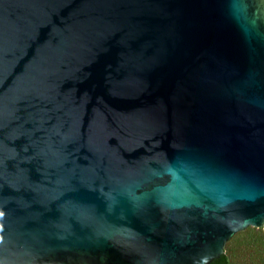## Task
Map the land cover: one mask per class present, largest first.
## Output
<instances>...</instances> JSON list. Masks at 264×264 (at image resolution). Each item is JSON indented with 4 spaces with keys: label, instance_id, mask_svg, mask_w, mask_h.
I'll return each mask as SVG.
<instances>
[{
    "label": "water",
    "instance_id": "95a60500",
    "mask_svg": "<svg viewBox=\"0 0 264 264\" xmlns=\"http://www.w3.org/2000/svg\"><path fill=\"white\" fill-rule=\"evenodd\" d=\"M0 264H208L264 228V0H0Z\"/></svg>",
    "mask_w": 264,
    "mask_h": 264
},
{
    "label": "trees",
    "instance_id": "16d2710c",
    "mask_svg": "<svg viewBox=\"0 0 264 264\" xmlns=\"http://www.w3.org/2000/svg\"><path fill=\"white\" fill-rule=\"evenodd\" d=\"M208 264H264V228L236 232L225 243L223 254Z\"/></svg>",
    "mask_w": 264,
    "mask_h": 264
},
{
    "label": "snow or ice",
    "instance_id": "6c2138e0",
    "mask_svg": "<svg viewBox=\"0 0 264 264\" xmlns=\"http://www.w3.org/2000/svg\"><path fill=\"white\" fill-rule=\"evenodd\" d=\"M3 215V213H0V216H2Z\"/></svg>",
    "mask_w": 264,
    "mask_h": 264
}]
</instances>
